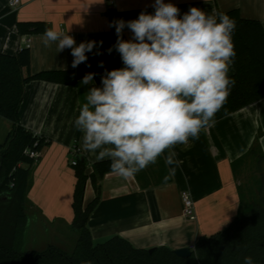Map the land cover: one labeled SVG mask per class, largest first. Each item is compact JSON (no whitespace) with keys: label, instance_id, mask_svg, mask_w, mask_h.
Returning <instances> with one entry per match:
<instances>
[{"label":"crops","instance_id":"0c3cea01","mask_svg":"<svg viewBox=\"0 0 264 264\" xmlns=\"http://www.w3.org/2000/svg\"><path fill=\"white\" fill-rule=\"evenodd\" d=\"M12 1L0 0V54H16L23 39L31 38L32 73L75 69L73 56L71 49L57 53L55 44L45 47L43 32H30L27 27L21 32L20 22H44L47 28L68 32L77 45L96 41L93 51H99L117 41L111 22L134 20L142 11H155L154 0H21L14 6ZM164 2L177 6L181 16L191 7L206 14L238 9L242 17L264 25V0ZM131 35L125 28L123 37L128 40ZM234 71L232 64L229 75ZM81 80L69 85L36 79L25 87L21 124L50 140L30 166L25 233L29 249H42L49 243L71 245L77 237L72 222L78 178L71 149L80 148L75 157L85 161L87 175L94 171L97 154L82 149V134L73 122L84 94L93 85L99 87L95 79L90 85H82ZM12 126L11 120L0 115V145ZM170 151L176 153L179 164L166 166L162 156L126 179L110 171L95 186L88 178L84 205L99 196L88 221L95 243L120 235L137 248L193 249L201 237L226 230L241 209L249 208L264 192V98L238 111H232L226 102L215 123L203 129L198 140L190 138ZM165 176L169 177L166 181ZM184 190L195 201L197 219L183 212Z\"/></svg>","mask_w":264,"mask_h":264},{"label":"clouds","instance_id":"9594fccd","mask_svg":"<svg viewBox=\"0 0 264 264\" xmlns=\"http://www.w3.org/2000/svg\"><path fill=\"white\" fill-rule=\"evenodd\" d=\"M153 7L152 14L142 11L134 20L111 22L117 41L107 51L118 52L123 67L106 70L102 86L89 88L73 122L82 149L96 153L97 161L109 160L111 171L125 179L162 156L166 166L179 164L170 150L198 140L215 123L235 84L229 76L236 55L234 20L197 7L181 16L164 0H154ZM125 28L132 34L128 40ZM42 43L55 44L57 53L71 49L73 68L97 46L96 41L77 45L55 28L44 30ZM95 75L87 73L81 84H93ZM244 264H254L253 258L244 257Z\"/></svg>","mask_w":264,"mask_h":264},{"label":"trees","instance_id":"16d2710c","mask_svg":"<svg viewBox=\"0 0 264 264\" xmlns=\"http://www.w3.org/2000/svg\"><path fill=\"white\" fill-rule=\"evenodd\" d=\"M217 13L226 14L236 23L232 37L235 71L229 75L235 84L227 103L232 111H238L264 98V25L260 20L242 17L238 9ZM24 27L30 32H44L47 28L44 22H20L23 33ZM86 55L87 61L75 69L32 73L30 47L22 46L16 54H0V115L13 123L5 143L0 145V264H244L246 256H251L254 264H264V192L252 200L249 208L241 209L226 230L201 237L189 257H181L165 245L152 252L137 248L120 235L95 243L88 221L99 196L85 206V186L88 178L97 186L98 180L111 171L107 159L94 162L90 175L85 173V161L78 159L74 243H49L42 249L25 247L30 166L39 157H31L26 150L40 153L50 143L21 124L25 87L36 79L76 85L87 73H95L94 79L101 87L105 71L120 68L115 51L109 54L99 50Z\"/></svg>","mask_w":264,"mask_h":264},{"label":"built area","instance_id":"2783aa9c","mask_svg":"<svg viewBox=\"0 0 264 264\" xmlns=\"http://www.w3.org/2000/svg\"><path fill=\"white\" fill-rule=\"evenodd\" d=\"M111 1H113V0H111ZM20 2H21V0H13L11 4L14 6V5L19 4ZM123 39L127 40L125 37H123ZM30 41H31V38L25 37L23 39L22 46L30 47ZM115 53L118 57L120 67H123V63H122V60L120 58L119 53L116 51H115ZM71 152L74 155V157L71 159V164L77 165L78 159L75 156L80 152V148L77 146H73L71 149ZM26 153H28L31 157H38L39 156V152L37 150H34V149H28V150H26ZM181 197H182V201H183V207H184L183 212H184V214L193 220L197 219L195 201L193 200L190 192L187 190H184L182 192ZM193 249H195V246L193 247Z\"/></svg>","mask_w":264,"mask_h":264},{"label":"water","instance_id":"95a60500","mask_svg":"<svg viewBox=\"0 0 264 264\" xmlns=\"http://www.w3.org/2000/svg\"><path fill=\"white\" fill-rule=\"evenodd\" d=\"M154 249L155 248L152 247L149 249V251L152 252ZM174 252L181 257H189L192 255L193 249L187 246V247H181V248L174 249Z\"/></svg>","mask_w":264,"mask_h":264},{"label":"rangeland","instance_id":"374dc122","mask_svg":"<svg viewBox=\"0 0 264 264\" xmlns=\"http://www.w3.org/2000/svg\"><path fill=\"white\" fill-rule=\"evenodd\" d=\"M40 231V230H39ZM27 232V231H26ZM42 235V234H41ZM43 240H45L44 238H43ZM26 242H27V236L25 237V247L27 248V246H26ZM98 243V242H97ZM40 244V243H39Z\"/></svg>","mask_w":264,"mask_h":264}]
</instances>
